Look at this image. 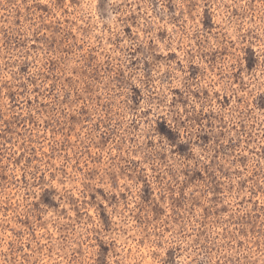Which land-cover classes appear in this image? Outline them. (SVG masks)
I'll return each instance as SVG.
<instances>
[{"label":"rangeland","instance_id":"rangeland-1","mask_svg":"<svg viewBox=\"0 0 264 264\" xmlns=\"http://www.w3.org/2000/svg\"><path fill=\"white\" fill-rule=\"evenodd\" d=\"M0 264H264V0H0Z\"/></svg>","mask_w":264,"mask_h":264},{"label":"trees","instance_id":"trees-1","mask_svg":"<svg viewBox=\"0 0 264 264\" xmlns=\"http://www.w3.org/2000/svg\"><path fill=\"white\" fill-rule=\"evenodd\" d=\"M170 130H172V129H170ZM182 142V141H181Z\"/></svg>","mask_w":264,"mask_h":264}]
</instances>
